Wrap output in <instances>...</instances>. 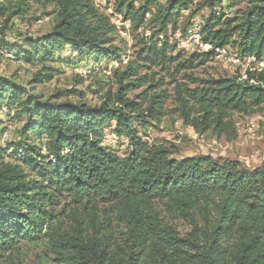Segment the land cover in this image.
I'll use <instances>...</instances> for the list:
<instances>
[{
	"label": "trees",
	"instance_id": "16d2710c",
	"mask_svg": "<svg viewBox=\"0 0 264 264\" xmlns=\"http://www.w3.org/2000/svg\"><path fill=\"white\" fill-rule=\"evenodd\" d=\"M31 1L51 3L54 20L49 33L26 42L29 63L53 60L64 47L78 57L117 60V24L143 34L135 37L133 61L113 71L116 90L97 106L40 101L0 77V109L22 125L18 141L0 148V251L41 240L57 264H264V166L209 156L178 160L142 137L170 97L164 78L174 112L196 133L234 135L233 114L263 111L264 71L250 64L231 77L199 78L194 70L228 45L263 63L264 0H247L229 18L217 11L224 0H103L110 14L94 0H3L0 47L10 20L28 12ZM188 8L179 28V13ZM203 11L200 41L210 49L177 51L169 37L178 31L185 38ZM53 72L42 66L29 83L48 82ZM111 126L127 141L121 154L102 144ZM161 207L186 219L190 231L181 236L165 223Z\"/></svg>",
	"mask_w": 264,
	"mask_h": 264
},
{
	"label": "rangeland",
	"instance_id": "374dc122",
	"mask_svg": "<svg viewBox=\"0 0 264 264\" xmlns=\"http://www.w3.org/2000/svg\"><path fill=\"white\" fill-rule=\"evenodd\" d=\"M165 0H159L164 3ZM3 0H0V4ZM95 5L103 12L110 14L111 8L103 0H94ZM247 0H236L232 3L224 0L217 11L222 12L225 18L233 17L236 11L245 8ZM190 8L181 10L178 17V27L184 26V20ZM203 11L190 20L191 26L187 32H196V25H202ZM0 19V26L1 21ZM54 20V7L51 3L40 4L31 1L30 10L20 16L12 18L5 31L4 45L0 47V77L7 78L13 82L26 87V90L38 100L51 99L57 102L70 101L73 103L79 100L85 101L91 106H97L103 101V96L108 89L116 90L113 83V71L123 68L129 61H133L134 52L138 48L136 43L137 34H143L140 29L133 32L129 24L120 26L114 34L113 44L123 50L120 57L115 60L105 58L78 57L69 47L56 51L53 60L45 61L43 64L27 61V41L43 37L49 33ZM196 24V25H193ZM170 43L177 41V51L191 53L201 51L193 39L188 41L181 38L177 31L169 37ZM210 49V48H209ZM207 49L206 51H208ZM217 53V52H216ZM219 56L211 59L205 65L194 70L195 76L208 78L219 76L231 77L237 71L243 72L245 66L235 61L240 58L236 49L228 45L221 50ZM109 63V65H108ZM253 69L264 71V63L249 62ZM47 66L54 70L50 81L43 84H30L33 74ZM156 72V70H154ZM145 71H142L143 74ZM156 74L155 79L162 76ZM164 86L170 97L163 104V113L160 121L151 123L146 136H142L149 143L162 144L172 151L170 157L183 159L194 156H209L215 160H234L247 169H255L264 166V108L262 112L251 115L233 114L235 134L230 136L217 137L212 132L196 133L190 126L184 125L178 114L174 112L176 106L172 86L168 85V79L164 78ZM68 91H76L79 94L68 95ZM139 90L128 93V97L138 93ZM11 115V114H10ZM6 109H0V148H5L19 139L21 124L11 119ZM113 127L104 129L102 144L108 149L123 153L126 150L127 141L116 137ZM5 161H12L7 154ZM62 199V203H64ZM160 217L164 222L172 226L181 236L190 231L189 222L178 216L164 212L163 207L159 209ZM15 246V245H14ZM0 264H57L50 253L45 242L37 240L33 243L19 242L12 251H0Z\"/></svg>",
	"mask_w": 264,
	"mask_h": 264
},
{
	"label": "built area",
	"instance_id": "2783aa9c",
	"mask_svg": "<svg viewBox=\"0 0 264 264\" xmlns=\"http://www.w3.org/2000/svg\"><path fill=\"white\" fill-rule=\"evenodd\" d=\"M193 25H196V24H193ZM200 27L201 26L196 25V32H186L187 34H186L185 40L188 41L189 39H193L196 42L197 46H199V48H203L201 51L205 52L207 49L210 48V46L201 43V41H200V33H199ZM215 57H222V56H219L218 53H215ZM249 62H256V60H255L254 57H246V58H243V59L239 58V59H237L235 61V63H237V64H239L241 66H245L243 72L245 70H247V68H249ZM108 65H109V63H108Z\"/></svg>",
	"mask_w": 264,
	"mask_h": 264
},
{
	"label": "bare ground",
	"instance_id": "6f19581e",
	"mask_svg": "<svg viewBox=\"0 0 264 264\" xmlns=\"http://www.w3.org/2000/svg\"><path fill=\"white\" fill-rule=\"evenodd\" d=\"M217 53H218V54H220V53H221V51H217Z\"/></svg>",
	"mask_w": 264,
	"mask_h": 264
}]
</instances>
